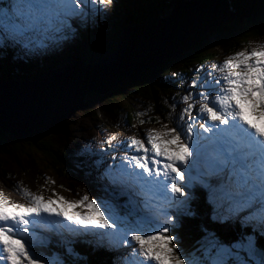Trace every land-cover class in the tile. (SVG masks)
Instances as JSON below:
<instances>
[{
    "label": "snow or ice",
    "instance_id": "snow-or-ice-1",
    "mask_svg": "<svg viewBox=\"0 0 264 264\" xmlns=\"http://www.w3.org/2000/svg\"><path fill=\"white\" fill-rule=\"evenodd\" d=\"M113 4L114 0H8L3 6L0 0V49H28L40 30L51 25L62 30L74 19L103 16ZM215 72H208L211 82L206 78L203 85H195L205 89L198 97L188 93L182 98L187 106L175 118L177 124L149 130L143 139L129 138L128 148L138 155L124 157L120 168L131 181L121 183L133 189L129 193L133 211L122 213L115 203L92 199L87 193L69 202L58 196L42 199L19 188L26 205L0 195V262L66 264L59 254L37 251L31 229L40 223L49 231L64 228L75 237H93L85 242L117 253L112 264H264V46L235 52L215 66ZM190 100L199 104L202 133L194 131L192 123L186 127L179 123L196 110L197 103ZM136 187L176 211L162 208L163 224L153 214L139 219L141 202L133 201L140 194ZM198 188L210 197L217 223L238 224L248 231L225 241L209 230L195 253L184 249L175 235L177 213L190 211ZM143 206L151 213L147 201ZM81 208L84 211H74ZM134 213L137 219L132 218ZM42 214L58 219L44 221Z\"/></svg>",
    "mask_w": 264,
    "mask_h": 264
},
{
    "label": "rangeland",
    "instance_id": "rangeland-1",
    "mask_svg": "<svg viewBox=\"0 0 264 264\" xmlns=\"http://www.w3.org/2000/svg\"><path fill=\"white\" fill-rule=\"evenodd\" d=\"M181 1L187 2V0H178L174 4L171 12L180 9L178 5ZM4 2L8 3V0H4ZM113 9L114 4L104 10L105 14L103 16H92L88 18L87 21L74 19L69 22V26L62 30L57 25H51L47 30H40L37 35L33 37L34 43L30 45L28 49L20 51L11 48L7 49L9 51L8 54H12L13 56L11 64L17 62L20 63L19 66H21V63L26 62L28 63L25 64V66L28 65L26 68L31 69V71L34 70V73H32L30 77L23 76L22 78H18L16 76L21 73L20 70L15 73L11 82L32 83L46 75H49L50 79L61 78L65 80V78H70L71 76L73 79H80L81 76H85V74L91 73V71L95 72L97 70H102L104 72L109 65V62L112 60L113 55H117L121 50V41L123 40L124 33L121 40L118 42L117 50L112 53L111 56L105 57L102 61H99L96 64L84 63L82 59L77 60V58L82 56V50H80V47L76 44L75 35H77L79 31L78 27L83 30L84 28L94 27L93 25H98L102 20L111 17L112 12L114 11ZM172 13L169 15L171 16ZM144 25L146 24H142L138 28L135 27L136 30L132 31H136L138 35L148 34V31L146 33L143 32ZM212 40L213 48L219 50V56L217 59L211 61L205 67L196 64L197 69L195 68L192 70V74L187 79H184L180 74H177L176 76L170 74L169 77L172 82L177 81V87L170 91V93H161L160 88L157 85V78L154 70L140 73L137 79L119 83L115 89L109 92V95L118 90L121 93L117 99H110L111 102L108 101L105 104L99 103L97 96L101 95L96 93L88 94L84 101V108L77 111L67 122V133L58 136L50 135L41 141L48 142L51 148H54L55 151L58 150L59 153H65L71 156L76 155V159H84L85 161V157L87 156V166H90L92 169L96 168V171H91L92 173H81L82 169L77 167L80 173L78 171H73V173L70 172V174L67 173L65 175L63 169L61 170L60 166L54 164L49 157L46 158L45 154L41 150L39 151L37 145L34 150L28 152V155L24 154L27 153V150H24V153L23 151L18 152L19 155L17 154L15 157L12 155H0V195H3L11 203L26 205L28 201L19 193V188H24L29 193L39 195L42 199H56L58 196L63 197L69 202L79 200L87 193L92 199L100 198L102 201L115 203V205L121 209L122 213L126 214L130 211L122 206V202L120 201L122 200L126 202L133 211V205L129 203V193L133 189L125 186V183H121V181H125L130 185L131 181L122 175L120 168L124 157L138 155V153H135L134 149L128 148V144L130 143L129 138L135 137L143 139L149 130H160L163 124H168L170 128L173 127L174 124H177L175 118L178 116L180 110L187 106L182 98L188 93H193L194 96L198 97L199 92L205 91L204 87H195V85H203L206 78L211 82L212 77L208 76V72L211 71L213 75H216L215 66L221 65L226 58L232 57L235 52L241 50L250 51L254 48L259 49L264 46V27L257 38H251L247 40V42H236L234 45L232 42L231 44L233 46H226L227 49L231 48L228 52L223 51L214 38ZM70 55L71 57L74 56L73 60L66 63L65 60H67ZM36 59H41V62L49 60L50 63L49 65L44 63L36 64V61H34ZM33 61L35 62L34 64ZM64 62L66 64H64ZM4 64L7 65L8 63L5 61ZM36 72L39 73V77L34 78ZM113 74V72L110 74L111 78H113ZM4 79L3 76L0 75V80L2 81ZM135 87L140 88L141 91L135 92ZM142 89H145L146 91H142ZM150 89L155 91L152 92L153 96L151 97L150 94L152 95V93H150ZM122 96L125 97L123 98ZM119 97L121 98L120 100ZM164 100L165 103H163ZM171 102L177 107L175 110L169 111ZM189 102L196 101L190 100ZM196 103L197 107L193 116H185V121L179 123L183 124L184 127H186L187 123H192L194 131L202 133V130L198 127L199 123L202 121L197 119L199 104L198 102ZM159 105H166L168 111L159 108ZM130 115H132V119L129 120ZM141 121H143V123H141ZM111 137H115V139L109 144L108 141ZM197 141V137H192L194 148L197 146ZM200 142L203 143V141ZM84 161L82 160V164ZM161 162L163 163V161ZM84 165L86 164L84 163ZM125 167L127 166L125 165ZM128 171L131 172L132 169H128ZM88 175L90 176L88 178H93L90 180L91 182L86 178ZM103 178H106L110 185L108 190L106 189L107 187L100 183ZM94 183L96 185H93ZM104 184L107 183L104 182ZM91 186L94 188H91ZM135 190L140 191L138 187H136ZM53 193L56 195L53 196ZM191 199H193V196ZM205 199H207L204 202L205 207L209 209L212 214L211 219H213L215 218V214L213 211V205L210 202V197H205ZM133 201L141 202L137 209L139 219H143L145 216L153 214L157 215L159 223L163 224L164 217L159 214L160 210L162 208H168L169 211H176L175 208H169L163 201L153 197L147 190L140 191L139 195H134ZM144 201H147L151 213L144 209ZM74 211H84V209H74ZM183 213L184 209H181L180 212L177 213L175 235L184 249L195 253V250L201 246L199 243L194 242V244L189 245L186 244L185 240H180L181 237L179 233L182 231L183 224H185L186 219L191 218L190 216H186L182 219V222L179 223L178 219L181 217L180 215H185ZM42 216L44 221L48 222H54L58 219L54 216L49 217L46 214H42ZM132 218L137 219L135 213ZM33 219L39 220L40 218ZM60 223L66 225L67 221L61 220ZM210 224H212L211 228L213 230L216 229V231L227 229L225 227L226 225H221L215 220L209 221V227ZM219 227H222L223 229ZM240 229L241 231H248L241 227ZM31 230L34 233L35 238L39 236L44 240H48L50 238L48 233L53 232L52 235L60 237L61 241L64 242V239H67L69 242L68 248L70 250V247H74L78 240L88 241L94 239L93 237H75L64 228H60L57 231H49L47 227L40 223L32 227ZM204 234L207 235L208 232H205ZM40 241L41 240L36 239L37 243ZM261 243H264V239L261 240ZM120 251L124 252L126 250L121 248ZM59 258L61 259L62 255H59ZM73 258L75 257L73 256ZM130 259L131 257H129V260ZM106 261H110V259H106ZM0 264H6V261L0 262Z\"/></svg>",
    "mask_w": 264,
    "mask_h": 264
},
{
    "label": "trees",
    "instance_id": "trees-1",
    "mask_svg": "<svg viewBox=\"0 0 264 264\" xmlns=\"http://www.w3.org/2000/svg\"><path fill=\"white\" fill-rule=\"evenodd\" d=\"M177 1L178 0H115L114 11L111 14L112 16L110 15L111 17L102 20L98 25H93L94 27L84 28V30L80 28L77 35H75L76 44H78V47L82 50V56H80L81 58H77V60L82 59L84 63L96 64L105 57L111 56V54L117 50L118 42L121 40L125 29L135 28L142 24H155L160 18L166 17L171 13ZM191 1L194 0H187V2ZM228 1L232 6V10L237 15V18L232 23L220 27L216 32L204 35L199 43L187 53L175 56L173 59L162 63L154 70L156 73L157 85L161 93L168 94L177 87V81H173V83L169 77L170 74L174 76L180 74L184 79H187L192 74V70L196 68V64L202 66L203 63H209L217 59L219 50L213 48V38L223 51L228 52L231 48L227 49L226 46H233L236 42H247V40L259 36L264 27V0ZM3 5L5 6V2H3ZM232 42L233 45L231 44ZM8 52V50L0 49V75L3 76V79L5 78L4 80L11 81L15 73L20 70L21 73L16 76L18 78H22L23 76L30 77V75L34 73V70L31 71V69L26 68L28 66H25V64H28L26 62L21 63V66H19L20 63L17 62L11 64L13 56L12 54H8ZM10 56L12 57L9 58ZM73 57L74 56L71 57L70 55V57L65 60L66 63L72 61ZM5 61L8 63L7 65L4 64ZM34 61H36V64L44 63L49 65L50 63L49 60L41 62V59H36ZM34 61L33 64L35 63ZM66 63L64 62V64ZM35 77H39L38 72L34 74V78ZM134 89H136L135 92L141 91L140 88L135 87ZM150 90V93L155 92L153 89ZM142 91L146 90L142 89ZM120 94L118 90L107 96H97L98 102L105 104L110 101V99H117ZM151 96H153V93L152 95L150 94V97ZM122 97L124 98L125 96ZM120 99L119 97V100ZM165 100L163 103H165ZM172 105L173 103L171 102L169 111L173 110L171 107ZM158 107L168 111L166 105H159ZM130 119H132V115L129 116V120ZM35 148L34 145L29 143L25 144V142L12 138L0 130V155H12L15 157L17 154L19 155L18 152L23 151L24 153V150H27V153L24 154L28 155V152ZM37 148L45 154L46 158L49 157L54 164L59 165L61 170L63 169L65 175L67 173L70 174V172L73 173V171L79 172L77 167L82 169L81 173H91L92 171V168L87 166V156L84 161V159H76V155L71 156L65 153H59L58 150L55 151L54 148H51L48 142L39 143ZM82 160L86 165H84V163L82 164ZM91 179H88L89 182H91ZM93 185L96 184L94 183ZM91 188L94 187L91 186ZM204 198L205 192L198 189L195 193L197 203L194 204V208H191L189 211L192 217L186 219L182 231L179 233L181 237L180 240H185L186 244L198 243V241H201L205 236V232L207 233L209 230H213L211 228L212 224H210L209 227V221L215 220V218L211 219L212 214L209 209L205 207ZM125 204L127 205V203ZM225 227L227 229L219 227L222 228L223 231L217 230L218 232L214 229L215 234L225 241L237 239L242 232L240 229L241 226L238 224H233L231 226L226 225ZM68 247L69 244L52 241V244L49 246H39L38 252H46L50 255L54 252L55 254H60L63 258L61 259L65 260L67 264H112V260L115 257V253L97 249L94 244L88 242H78L74 247H70L71 251H69L70 249ZM73 256L75 258H73ZM106 259H110V261H106Z\"/></svg>",
    "mask_w": 264,
    "mask_h": 264
},
{
    "label": "water",
    "instance_id": "water-1",
    "mask_svg": "<svg viewBox=\"0 0 264 264\" xmlns=\"http://www.w3.org/2000/svg\"><path fill=\"white\" fill-rule=\"evenodd\" d=\"M178 6L170 17L144 25L143 32L148 34L125 29L121 50L104 72L91 71L80 79L71 76L65 80L46 75L32 83L0 80V130L34 146L47 136L67 133L66 124L84 108L87 93L107 96L119 83L133 81L140 73L187 53L204 35L237 18L228 0L181 1ZM112 72L117 79L111 78Z\"/></svg>",
    "mask_w": 264,
    "mask_h": 264
},
{
    "label": "bare ground",
    "instance_id": "bare-ground-1",
    "mask_svg": "<svg viewBox=\"0 0 264 264\" xmlns=\"http://www.w3.org/2000/svg\"><path fill=\"white\" fill-rule=\"evenodd\" d=\"M113 56H114V55H113ZM114 58H115V57H114ZM84 68H85V67H84ZM128 69H129V68H128ZM113 78H114V79H117L115 74H113ZM78 83H80V82H76V85H77V86H79ZM80 89H82V87H80ZM88 94H91V93H87L86 96H85V98L87 97ZM84 101H85V100H84ZM84 105H85V102H84Z\"/></svg>",
    "mask_w": 264,
    "mask_h": 264
}]
</instances>
